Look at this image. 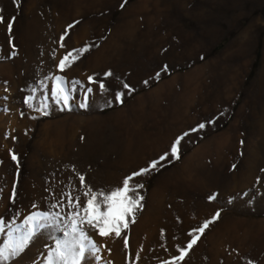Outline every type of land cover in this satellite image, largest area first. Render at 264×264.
Instances as JSON below:
<instances>
[{"label": "rangeland", "instance_id": "rangeland-1", "mask_svg": "<svg viewBox=\"0 0 264 264\" xmlns=\"http://www.w3.org/2000/svg\"><path fill=\"white\" fill-rule=\"evenodd\" d=\"M0 264H264V0H0Z\"/></svg>", "mask_w": 264, "mask_h": 264}, {"label": "bare ground", "instance_id": "bare-ground-1", "mask_svg": "<svg viewBox=\"0 0 264 264\" xmlns=\"http://www.w3.org/2000/svg\"><path fill=\"white\" fill-rule=\"evenodd\" d=\"M131 12H133L132 14H134L135 10L131 9L130 13ZM129 21H130V24L127 28V33L131 34L132 28L135 26V21H134V19L133 20L131 19ZM179 130H180V128H179V126H177L176 123L174 125L172 124L171 127L169 126V129H167V131H164V132L161 131V132L155 133L157 135L156 137L149 135L148 138L142 144L138 143L139 145H136V146L138 149L142 150L143 148H153L156 146L161 147L164 144L167 145V143L170 142L179 133ZM182 130H183V128H182ZM182 130H181V133H182ZM208 147H209L208 148L209 151L205 148L207 150V153L205 152V154H206L205 157L207 159L204 157L205 158L204 160L207 161L209 159V161H211V163L213 164L214 167L219 166L222 163L229 165L232 162V161H230V156H229L231 153L228 151L229 149L226 147L225 140L223 137L220 139V141H215V140L212 141V143H210V145ZM198 153L199 152H197L196 154H198ZM227 153H229V154L227 155ZM203 154H204V152H203ZM162 188H163V186L160 185L155 191L152 192V196L154 197V195L159 193L160 190H162ZM150 201L152 203V199ZM150 205H152V204H150ZM149 219H150V216L149 217L143 216L142 224L145 226L148 223ZM140 226H142V225H140Z\"/></svg>", "mask_w": 264, "mask_h": 264}]
</instances>
